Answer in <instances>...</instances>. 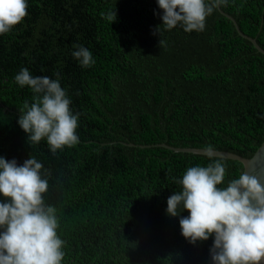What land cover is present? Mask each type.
<instances>
[{"label":"trees","instance_id":"16d2710c","mask_svg":"<svg viewBox=\"0 0 264 264\" xmlns=\"http://www.w3.org/2000/svg\"><path fill=\"white\" fill-rule=\"evenodd\" d=\"M26 2L27 16L0 34V156L42 163L44 201L56 208L64 241L61 264H205L213 237L190 243L179 225L189 213L180 207L171 217L166 209L186 169L212 161L150 144L250 157L264 140V55L216 8L203 31L178 24L159 35L157 0ZM219 8L264 49V0ZM114 10L112 23L101 16ZM73 45L95 62L82 67ZM21 68L59 74L80 114L77 144L53 154L46 140L28 141L19 110L34 93L15 82ZM220 159L226 173L218 187H226L242 165Z\"/></svg>","mask_w":264,"mask_h":264},{"label":"clouds","instance_id":"9594fccd","mask_svg":"<svg viewBox=\"0 0 264 264\" xmlns=\"http://www.w3.org/2000/svg\"><path fill=\"white\" fill-rule=\"evenodd\" d=\"M227 0H157L163 11L161 26L171 30L178 24L185 32L203 31L206 18ZM26 0H0V34H6L27 16ZM111 23L116 11L105 15ZM164 43L160 39L159 46ZM72 55L82 67L95 61L89 49L73 45ZM20 86L34 93L19 110L18 124L32 144L46 140L55 154L79 142V113L73 114L71 100L57 79L33 76L21 68L14 77ZM207 166L188 167L176 183L181 190L167 199V215L177 217L182 207V236L190 243L214 237L210 248L213 264H261L264 261V185L242 171L238 178L224 183L226 167L209 148ZM42 163L31 156L22 164L0 156V264H61L64 241L58 236L56 208L47 205L43 194L48 180L42 177ZM45 175L50 173L45 172Z\"/></svg>","mask_w":264,"mask_h":264},{"label":"water","instance_id":"95a60500","mask_svg":"<svg viewBox=\"0 0 264 264\" xmlns=\"http://www.w3.org/2000/svg\"><path fill=\"white\" fill-rule=\"evenodd\" d=\"M216 9L222 15H224L226 18H228L232 22L236 32L239 35L248 39L252 43V45L256 48V50L264 55V49H262L255 42L254 38H251V37L247 36L246 34H243L239 30L235 20L229 14L223 12L219 8V6L216 7ZM116 142H118V141H116ZM119 143H121V142H119ZM121 144H126L129 146L135 145V144L130 143V142L129 143H121ZM150 145L163 146V147L171 149L173 151L190 152V153L202 154V155H209L210 154L208 148L173 147V146H170V145H167L164 143H157V144H150ZM137 146H147V145H137ZM211 155L214 157H220V158H226V159H232V160L239 161L242 165V171L246 170L248 175L257 177L260 180V182L262 183V185H264V140L259 144V146L255 149V151L252 153V155L250 157H243V156H240V155L235 154L233 152H229V151H225V150H216V149H211ZM213 239H214V237L212 238L210 248L213 245ZM205 264H213V261H212L211 255H210V249H209ZM261 264H264V261H262Z\"/></svg>","mask_w":264,"mask_h":264},{"label":"bare ground","instance_id":"6f19581e","mask_svg":"<svg viewBox=\"0 0 264 264\" xmlns=\"http://www.w3.org/2000/svg\"><path fill=\"white\" fill-rule=\"evenodd\" d=\"M241 156V155H240Z\"/></svg>","mask_w":264,"mask_h":264}]
</instances>
